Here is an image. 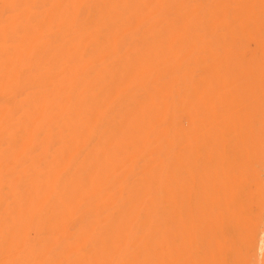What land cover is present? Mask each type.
Returning <instances> with one entry per match:
<instances>
[{
	"label": "bare ground",
	"instance_id": "1",
	"mask_svg": "<svg viewBox=\"0 0 264 264\" xmlns=\"http://www.w3.org/2000/svg\"><path fill=\"white\" fill-rule=\"evenodd\" d=\"M0 264H264V0H0Z\"/></svg>",
	"mask_w": 264,
	"mask_h": 264
},
{
	"label": "rangeland",
	"instance_id": "2",
	"mask_svg": "<svg viewBox=\"0 0 264 264\" xmlns=\"http://www.w3.org/2000/svg\"><path fill=\"white\" fill-rule=\"evenodd\" d=\"M150 1H151V0H150ZM105 17H106V16H105ZM105 17H104V18H105ZM252 20H253V19H252ZM251 23H252V22H251ZM175 25H177V24L172 25V27L174 26V27L176 28ZM169 27H171V26H169ZM175 28H169V29H170V30H174ZM177 28H178V27H177ZM169 29H168V30H169ZM231 36H232V35H231ZM232 37H233V38H232V40H233V39H234V36H232ZM228 38H229V40H231V38H230L229 35H228L227 38L225 37V39H227V40L223 39L224 42H225V41L228 42ZM236 38H237V37H236ZM236 38H235V39H236ZM251 42H252V41H251ZM251 42H250V46H251V45H254V43L252 42V44H251ZM253 47H254V46H253ZM253 47H252V48H253ZM29 71H30V70H28L27 72H29ZM221 137H222V138H221V140H222V139L226 138L227 135H222ZM231 209H232V208H229V211H231ZM227 210H228V208H227ZM223 211H226V210L223 209ZM241 219H242V218H240V221H241ZM242 236H243V234H240V236H238V237H242ZM261 241H262V240H261Z\"/></svg>",
	"mask_w": 264,
	"mask_h": 264
}]
</instances>
